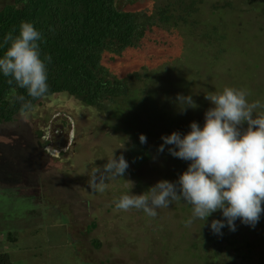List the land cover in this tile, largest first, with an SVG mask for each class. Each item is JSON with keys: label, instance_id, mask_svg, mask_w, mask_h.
I'll return each instance as SVG.
<instances>
[{"label": "rangeland", "instance_id": "rangeland-1", "mask_svg": "<svg viewBox=\"0 0 264 264\" xmlns=\"http://www.w3.org/2000/svg\"><path fill=\"white\" fill-rule=\"evenodd\" d=\"M115 1L136 14L142 33L103 54L121 93L104 108L55 93L0 125V222L15 233L12 264H264V214L254 228L238 219L235 231L216 235L210 225L221 211L186 227L192 207L183 200L155 217L114 203L178 180L190 162L173 157L171 145L160 152L162 136L186 134L193 121L203 127L206 93L247 88L250 101L264 102L263 0ZM178 94L198 107L182 112ZM120 155L124 176L92 190L93 170Z\"/></svg>", "mask_w": 264, "mask_h": 264}, {"label": "clouds", "instance_id": "clouds-1", "mask_svg": "<svg viewBox=\"0 0 264 264\" xmlns=\"http://www.w3.org/2000/svg\"><path fill=\"white\" fill-rule=\"evenodd\" d=\"M15 31H9L0 43V47L7 46L0 57V73L9 78V85L15 84L11 88L15 99L24 100L17 88L26 89L33 100L42 99L49 91L48 64L52 60L42 52L44 34L30 21H22L18 34ZM250 95L247 88L232 86L206 93L212 106L205 112L203 127L193 121L186 134L173 131L162 136L159 147L163 152L171 145L168 151L173 157L190 162L187 169L175 182L161 180L142 194L130 190L114 202L115 209L142 210L155 217L157 209L183 200L192 207L186 227L195 220H203L204 225L209 216L221 211L224 219L211 221L213 234L222 235L225 226L235 231L238 219L254 228L264 214V102L250 101ZM177 103L182 112L198 107L191 95L178 94ZM31 108V102H25L21 112ZM140 142L147 143L143 133ZM128 167L123 155L108 158L102 168L93 170L89 187L103 193L106 180L123 177Z\"/></svg>", "mask_w": 264, "mask_h": 264}, {"label": "trees", "instance_id": "trees-1", "mask_svg": "<svg viewBox=\"0 0 264 264\" xmlns=\"http://www.w3.org/2000/svg\"><path fill=\"white\" fill-rule=\"evenodd\" d=\"M162 18L165 21L167 15ZM22 21L42 31V52L52 57L44 97L67 92L87 105L104 108L107 100L121 93V81H112L101 62L104 53H120L135 45L142 33L134 12L118 9L115 0H13L0 7V43L9 31L16 29L13 34H18ZM6 47H0V57ZM8 79L0 73V125L13 121L23 103L33 107L39 100L19 88L17 95L24 100L12 97L15 84L9 85ZM0 264H12L7 253L0 252Z\"/></svg>", "mask_w": 264, "mask_h": 264}, {"label": "crops", "instance_id": "crops-1", "mask_svg": "<svg viewBox=\"0 0 264 264\" xmlns=\"http://www.w3.org/2000/svg\"><path fill=\"white\" fill-rule=\"evenodd\" d=\"M11 241V245L13 246L14 245V242H15V233L9 229L7 223L4 224L2 223V221L0 222V245L2 246L1 248H6L5 250L7 251H3L5 253H7L9 256H10V259L11 258V253H10V250H8V243ZM5 242V243H3ZM1 252V251H0Z\"/></svg>", "mask_w": 264, "mask_h": 264}]
</instances>
